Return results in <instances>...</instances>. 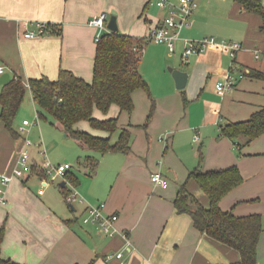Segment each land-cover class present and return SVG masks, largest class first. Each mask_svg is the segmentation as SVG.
<instances>
[{
    "label": "crops",
    "instance_id": "1",
    "mask_svg": "<svg viewBox=\"0 0 264 264\" xmlns=\"http://www.w3.org/2000/svg\"><path fill=\"white\" fill-rule=\"evenodd\" d=\"M151 1L0 0V67L3 73L26 81L44 75L56 79L63 68L91 82L99 28L90 20L101 14L116 15L120 32L146 38L167 15L162 8L160 15L151 14ZM197 2L191 25L180 34L177 57L167 60L159 44L150 47L145 55V59L150 55L153 62L165 59L173 65L172 70L187 72L186 87L178 89L170 71L161 89L150 88V94L143 89L134 92L135 109L131 115L117 105L111 107L108 116H100L101 111L96 109V117H117L120 128L130 130L132 148L127 154H100L78 144L85 153L83 158H99L94 174L82 165L78 173L72 165L70 170L78 177V184L60 178L54 189L55 181L34 169L25 178L15 177L5 187L7 203L0 204V224L7 223V253H0L2 257L22 264H240L238 250L200 232L192 217L178 213L174 205L180 185L187 181L188 190L208 207V196L194 179H188L189 174L196 168L209 171L236 165L244 182L223 198L221 207L237 216H262L258 264H264V133L250 143L237 139V145L220 129L226 122L250 118L264 106V79L252 76L253 72L264 73L262 18L235 0ZM221 16L241 23L237 36L221 32L223 27L202 23L204 18ZM37 21L56 24L59 31L38 39L26 38V31L35 29ZM209 36L243 44L235 59L238 80L225 93L218 92L216 84L227 77L234 63L226 48L213 46L183 60V39ZM27 95L36 104L31 91ZM83 123L77 127L94 135H108L89 122ZM24 139L22 134L14 138L0 118V174L12 173ZM36 151L43 160L31 154V161L45 171L43 166L48 160L41 144ZM156 171L168 179L167 188L151 180ZM32 174L39 181L30 180ZM71 186L78 189L85 203L69 205L66 210L62 197ZM101 202L107 204L109 212L119 215L118 233L113 237L82 223L86 205ZM118 252L124 254L122 259L106 260L108 254Z\"/></svg>",
    "mask_w": 264,
    "mask_h": 264
},
{
    "label": "trees",
    "instance_id": "2",
    "mask_svg": "<svg viewBox=\"0 0 264 264\" xmlns=\"http://www.w3.org/2000/svg\"><path fill=\"white\" fill-rule=\"evenodd\" d=\"M248 11L262 18L261 30L264 32V3L262 0H235ZM150 2H148L149 5ZM53 33L59 29L50 23ZM146 38H138L118 31H105L97 42L93 80L87 81L73 71L61 68L56 79L48 76L29 79L13 76L0 87V118L14 138L19 137L15 129V120L28 91H31L39 105L40 117L51 116L53 123L64 132L66 137L74 139L82 148L104 154L107 152L130 153L132 133L119 126L117 117L98 118L94 111L99 109L107 114L113 105L122 112L131 115L135 109L133 94L143 89L150 94L147 79L140 70ZM255 78L264 79L263 72H253ZM154 108L151 110L144 127H148ZM81 121H87L96 130L106 132L107 136H98L77 127ZM221 134L234 140L244 138L250 143L264 133V106L242 121H230L220 126ZM119 131L118 139L112 136ZM78 164L88 168L94 174L99 166V158L86 156ZM39 165L34 171L46 176ZM68 170L65 178L78 184V177ZM188 179H194L208 196L210 204L205 207L188 190L187 181L180 185L174 205L178 213L189 214L194 226L202 233L226 244L240 252V264H258V246L263 232L262 216L252 214L237 216L233 211H225L221 201L234 188L244 182L240 168L236 165L204 171L196 168ZM66 186V185H65ZM66 189V187L64 188ZM69 190V189H68ZM68 190L65 191L67 194ZM4 227L0 231V239ZM0 264H22L12 258L0 255Z\"/></svg>",
    "mask_w": 264,
    "mask_h": 264
},
{
    "label": "built area",
    "instance_id": "3",
    "mask_svg": "<svg viewBox=\"0 0 264 264\" xmlns=\"http://www.w3.org/2000/svg\"><path fill=\"white\" fill-rule=\"evenodd\" d=\"M157 5L167 10V15L164 19L153 26L146 37L147 42H154L156 44H164L169 48V51L175 53L177 50L178 40H180L181 31L191 25V18L198 7L197 0H180L179 3L175 4L169 0H158ZM108 16L106 14H101L90 20V24L97 26L99 32L96 36V41L101 39L103 32L109 31ZM35 29H28L25 33V37L29 39H38L45 36H50L53 34V28L49 22L37 21L35 22ZM183 60L187 61L191 55L199 54L204 52L210 47H221L226 48L234 63L231 67L230 72L227 77L217 82L216 89L220 93H225L235 87L236 81L238 80L237 74V63L235 62L237 53L243 49V44L241 42L235 41H219L215 37H204L200 40L194 39H183ZM144 52V51H143ZM258 56V55H257ZM4 72V68L0 67V73ZM38 118V117H37ZM32 125L30 120H24L21 131H26L29 126ZM196 140H200L199 136H196ZM32 142L29 139L23 140V146L20 150L17 164L13 169L12 173L0 174V204H6V186L15 178H25L28 174L32 173L35 164L31 161V151ZM44 154V153H43ZM40 167V165H39ZM46 172V178L51 175L50 181H55L58 176L65 179V174L68 170L72 168L70 162L61 163L58 165L52 164L51 162H45L43 166ZM151 180L154 184L167 188L169 181L166 176L161 171H156L151 174ZM68 183V181H67ZM64 200L68 205L75 206L77 204L85 203L84 197L80 194L78 189L71 186L67 194L64 195ZM119 220V215L117 213H112L107 210V204L105 202L97 204H88L84 209L82 215V223L85 225H93L98 231L108 237H113L118 233L116 223ZM124 254L122 252L108 254L106 260H111L113 258L122 259Z\"/></svg>",
    "mask_w": 264,
    "mask_h": 264
},
{
    "label": "rangeland",
    "instance_id": "4",
    "mask_svg": "<svg viewBox=\"0 0 264 264\" xmlns=\"http://www.w3.org/2000/svg\"><path fill=\"white\" fill-rule=\"evenodd\" d=\"M157 1L158 0H152L150 5H149V12L151 14L155 15H160L162 10L160 7L157 6ZM175 4L177 2L171 1ZM111 16H116V15H109L108 19L111 18ZM202 23H207L211 26H216V27H223L221 32L229 31V33L234 34L237 36V33L240 30V22L237 20H233L230 17L225 18L224 16L221 17H216V18H204ZM187 28V27H186ZM184 31V29L181 31ZM235 31V32H233ZM147 34V33H146ZM211 37V36H209ZM184 38V37H183ZM185 39H190V38H185ZM156 43L154 42H147V45L144 49L143 53V59L142 63L140 66L141 72L144 74L145 78L147 79L150 88L159 90L162 87L163 80L164 78L171 76L170 72V67H173V65L165 59H160L159 58L156 62H153L150 60V55L145 59V55L147 50L152 47H156ZM164 44H159L158 46L162 47L164 50H162L163 54L165 57L169 59H174L177 57L178 51L176 53H172L169 51L168 47H164ZM172 53V54H171ZM172 56V57H169ZM173 77V76H172ZM112 110V109H111ZM40 107L34 101L31 99L30 95H27L23 104L21 105L17 118L15 120V129L17 132L22 134V136L25 139H29L33 146L30 147L31 154L36 156V146L38 144H41L43 152L45 153L44 157L47 158L49 162L52 164L58 165L59 163H65L66 160H69V162L73 165V170L77 171L78 173L81 172V166L78 164V156H85V153L83 154V149L80 148V146L76 143L74 139L71 138H66L64 133L59 130V128L53 123V119L51 116L47 115L45 117H40L39 115ZM99 114V113H97ZM108 114H103L100 112V116H108ZM38 117V118H37ZM24 119L30 120L32 122V125L27 128V130L24 132V134L21 132V128L23 125ZM83 125H86V121H83ZM89 124V123H88ZM119 131H117L113 136H112V141L115 142L118 138ZM96 153V152H94ZM40 156H36L39 161L43 160V156L39 154ZM83 158V157H82ZM33 175V174H32ZM61 176H58L56 178L55 182L53 183L54 186L52 188L57 189L58 184L61 182ZM30 180L33 181H39V179L36 176H32ZM48 180H51V175H48ZM62 204L66 208V210H69V205L66 203L64 198L62 197ZM4 227L3 234L1 235L0 239V253L1 255H6L7 250L5 248L6 244V231H7V223L4 221L2 224H0V231L1 228Z\"/></svg>",
    "mask_w": 264,
    "mask_h": 264
},
{
    "label": "water",
    "instance_id": "5",
    "mask_svg": "<svg viewBox=\"0 0 264 264\" xmlns=\"http://www.w3.org/2000/svg\"><path fill=\"white\" fill-rule=\"evenodd\" d=\"M107 27L109 31H118V23H117V18L116 16H111V18L108 21ZM170 71L172 72V75L176 81V86L178 89H184L187 85L188 82V73L182 70H172L170 68ZM12 78V75L10 73H3L0 75V87L9 82ZM64 185V182H63Z\"/></svg>",
    "mask_w": 264,
    "mask_h": 264
},
{
    "label": "bare ground",
    "instance_id": "6",
    "mask_svg": "<svg viewBox=\"0 0 264 264\" xmlns=\"http://www.w3.org/2000/svg\"><path fill=\"white\" fill-rule=\"evenodd\" d=\"M46 178V177H45ZM52 182V181H51Z\"/></svg>",
    "mask_w": 264,
    "mask_h": 264
}]
</instances>
